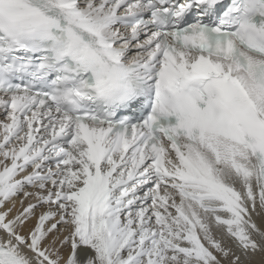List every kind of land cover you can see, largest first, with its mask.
<instances>
[{"label":"snow or ice","instance_id":"obj_1","mask_svg":"<svg viewBox=\"0 0 264 264\" xmlns=\"http://www.w3.org/2000/svg\"><path fill=\"white\" fill-rule=\"evenodd\" d=\"M0 264H264V0H0Z\"/></svg>","mask_w":264,"mask_h":264}]
</instances>
